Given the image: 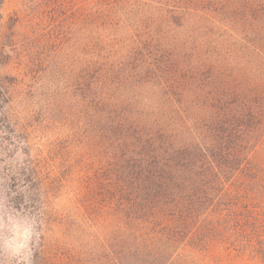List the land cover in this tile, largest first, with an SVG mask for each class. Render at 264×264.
I'll list each match as a JSON object with an SVG mask.
<instances>
[{"label":"trees","instance_id":"16d2710c","mask_svg":"<svg viewBox=\"0 0 264 264\" xmlns=\"http://www.w3.org/2000/svg\"><path fill=\"white\" fill-rule=\"evenodd\" d=\"M72 1L19 0L0 41V170L9 203L42 222L34 264L264 254V0ZM67 30L78 121L34 147L8 90L43 82L45 49ZM88 163L98 193L80 186Z\"/></svg>","mask_w":264,"mask_h":264},{"label":"rangeland","instance_id":"374dc122","mask_svg":"<svg viewBox=\"0 0 264 264\" xmlns=\"http://www.w3.org/2000/svg\"><path fill=\"white\" fill-rule=\"evenodd\" d=\"M77 3V0L72 1L71 4L74 5V9ZM18 7L19 0H4L0 7V15L2 16L0 41L2 42L6 40L9 34L7 28L10 26L8 24L9 17L13 16ZM67 33L68 30L64 34L63 41L57 44H61L60 49L54 51L53 49L57 46L54 44L48 45L45 49L48 70L41 84L25 79V86L21 84L13 85L8 90L11 100L6 105V110L10 113L17 128L30 132L29 139L34 147L38 146V143L48 145L49 142H53L52 140H56L59 135L72 132L75 123L78 121L76 115L77 101L81 90H77L73 86L77 75V56L75 54L77 45L75 39H71V33L69 35ZM72 36H76L75 29H73ZM71 45L72 48H70ZM7 73L12 74L9 71ZM56 144L59 146L60 151H66L65 144L61 140ZM75 163L77 164L76 161ZM82 172V185L80 186L86 187L88 183H91L92 187L95 188V192L98 193L101 183L97 172L94 174L95 167L88 163V167H85ZM77 181L72 180L68 183L69 186L63 189V194L56 200L59 209L69 208L68 201L71 200L72 189L77 186ZM0 192L6 194V181L1 170ZM224 264H264V254L246 256L243 260L238 258V260L227 261Z\"/></svg>","mask_w":264,"mask_h":264},{"label":"clouds","instance_id":"9594fccd","mask_svg":"<svg viewBox=\"0 0 264 264\" xmlns=\"http://www.w3.org/2000/svg\"><path fill=\"white\" fill-rule=\"evenodd\" d=\"M15 162L22 164L23 153H15ZM26 198V188H18L12 196ZM42 222L28 210L21 211L0 192V264H34L33 249L42 235Z\"/></svg>","mask_w":264,"mask_h":264}]
</instances>
